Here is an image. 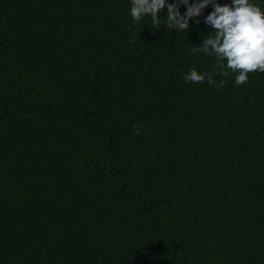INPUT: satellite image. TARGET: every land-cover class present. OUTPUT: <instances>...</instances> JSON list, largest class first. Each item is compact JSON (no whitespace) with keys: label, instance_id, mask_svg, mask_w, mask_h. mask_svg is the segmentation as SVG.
Here are the masks:
<instances>
[{"label":"trees","instance_id":"16d2710c","mask_svg":"<svg viewBox=\"0 0 264 264\" xmlns=\"http://www.w3.org/2000/svg\"><path fill=\"white\" fill-rule=\"evenodd\" d=\"M129 9L0 0V264H264V73Z\"/></svg>","mask_w":264,"mask_h":264},{"label":"clouds","instance_id":"9594fccd","mask_svg":"<svg viewBox=\"0 0 264 264\" xmlns=\"http://www.w3.org/2000/svg\"><path fill=\"white\" fill-rule=\"evenodd\" d=\"M186 6L181 14L179 5ZM211 5L212 11L204 17L206 26L213 31L202 35L199 46H190L192 54H204L214 59L209 70L198 71L194 66L184 73V80L192 83L214 85L217 90L224 87L227 78L234 75L236 87L249 83L250 74L264 73V8L253 0H230L219 3L217 0H130L129 15L133 25H140L145 17L150 18L151 27L161 28V13L166 8L163 22L168 29L175 28L184 33L190 27V20L199 16ZM139 38V32L136 33ZM220 77L219 80L214 77ZM139 134V127H136Z\"/></svg>","mask_w":264,"mask_h":264}]
</instances>
